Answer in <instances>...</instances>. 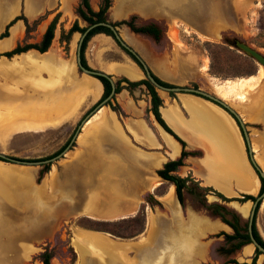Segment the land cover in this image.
<instances>
[{"label": "crops", "instance_id": "crops-1", "mask_svg": "<svg viewBox=\"0 0 264 264\" xmlns=\"http://www.w3.org/2000/svg\"><path fill=\"white\" fill-rule=\"evenodd\" d=\"M79 3L80 0H0V33L16 16L23 15L32 21L53 11L38 24L31 38H27L23 20H17L9 27V35L0 39V53L24 39L30 43L40 41L51 16L60 14L47 51L29 49L10 58L0 56L1 152L13 153L22 139L42 137L45 141L51 129L78 127L88 109L102 96L101 81L80 71L76 53L75 57L71 54L77 48L80 33H72L68 56L57 43L61 29L69 28L77 18L75 8ZM100 3L101 0H89L95 11ZM247 4L248 0H237L235 4L231 0H112L106 15L112 22L136 15L138 23L152 22L165 29L167 33L159 42L126 26L120 27L119 33L160 79L175 85L195 83L201 87L202 73L198 70L204 67L205 59L183 61L168 32L174 30L175 37H183L186 27L197 37L216 42L224 32L235 30L238 5ZM175 23H180L181 28L173 29ZM84 56L90 68L111 75L114 81L118 77L131 81L145 79L141 68L105 33L91 36ZM157 91L162 99L159 113L163 121L186 143L187 151L198 152L188 155L176 173L192 174L202 185L233 199L229 205L242 218L248 217L252 202H239L235 198L257 196L261 181L250 163L234 118L200 96L190 93L170 96L166 91ZM114 96L124 115L119 116L109 105L92 112L82 122L70 149L51 163L40 181L41 166L0 160V264H28L43 245L52 242L66 227L70 231L69 244L77 257L74 264H96L97 251L108 264H113V260L119 261L118 264H124L123 261L138 264L139 247L152 245L157 237L163 243L155 244L156 257L173 244L172 251L180 254L181 262H185L182 244L175 245V240H198L189 262L200 253V242L206 241L208 228L231 231L219 220H208L189 206L183 208L174 185L157 175L156 171L166 161L180 156L182 146L156 120L146 87L122 89ZM257 103L260 109L248 113L246 122L251 130L252 157L264 173V99ZM162 186L166 190L159 195L157 190ZM150 197L156 198V205L146 207L145 230L135 239L73 225L77 218L109 222L131 217ZM262 206L264 196L259 204ZM243 207L247 208L246 213L241 211ZM255 226L264 238L256 216ZM96 238L102 242L94 251L83 254L81 260L79 249L85 250ZM245 248H251V255L254 253V246L246 244L237 260L251 257L244 255Z\"/></svg>", "mask_w": 264, "mask_h": 264}, {"label": "rangeland", "instance_id": "rangeland-1", "mask_svg": "<svg viewBox=\"0 0 264 264\" xmlns=\"http://www.w3.org/2000/svg\"><path fill=\"white\" fill-rule=\"evenodd\" d=\"M231 2L232 4H235L237 0H231ZM238 7L240 10L239 13H237V15L234 14L235 17L238 16L237 18L238 21L236 23L235 30L224 32L223 36L216 42L215 41L212 42L211 40L206 39L204 37H197L196 34L194 35L186 27L184 30L185 32L183 31L184 33L183 37H175L176 31L174 30H170V32H168V35L171 37V42L173 41L172 43H174L176 52L178 51L182 53L183 61L189 60V61L194 62L197 58L199 60H201L202 58L205 59L204 65H203L204 67L198 70L199 74L202 73L201 74L202 85L201 87H199L198 85H194L193 87H199L204 91H207L215 96H218L217 88L224 87V86L227 88L230 85L235 86V89L233 90L229 98L223 99V100L226 103H228L240 115L243 123L246 126L248 134H249L251 130L249 127L250 125L246 122L247 114L252 113V112L254 113L255 111L259 110L260 107L258 106L257 102L259 99H264V66L258 63V61H256L250 55H248L244 50L239 48L237 46V43H243L264 56V0H248L247 5H245L244 7L238 5ZM51 12L53 11L46 12L42 14L41 16H39L38 18L32 21H28L29 28L27 29L28 30L27 38L29 37L31 38L35 34L38 24L41 21L48 18L47 16ZM75 14L77 18L71 23L69 28L72 26V24L75 21L78 22L79 26L87 27L88 24L78 16L76 12V8H75ZM56 15H58L60 19V14H54L51 16L48 24L51 22V20ZM107 18L108 17L106 15V19ZM79 20L82 22V25L79 22ZM110 22L112 21H109V23ZM135 23L136 25H144L149 22H145L142 24L140 22L138 23L136 19ZM122 26H126V25L117 26L118 30ZM69 28L67 29L62 28L59 36L57 37V43L60 45V47H62L64 54H66L67 56L70 54L68 44H69L71 36L68 39L67 37H65V33L67 32ZM174 28L180 29L181 28L180 23H175V25L173 26V29ZM160 29L162 30V34L166 35L167 31L163 28H160ZM24 41L26 40L24 39L23 42ZM71 52H73L71 54H73V56L75 57L76 48H74L73 51ZM176 55L177 57L179 56V54L177 53ZM260 68L263 69V77L260 78L258 83H256V85L252 87V91L250 92V94L246 95V98L244 99H240L236 97L235 93L239 91L238 86L241 84V82L248 80L251 77L257 76ZM118 78H115V80ZM181 86H192V85L188 84V85H181ZM168 94L170 96H176L179 93L172 92ZM76 129H77V126L72 127V128L62 127L59 129H51L47 131L45 135L46 136L45 141H43L42 137L41 138L31 137L29 141L22 139L23 141L19 140L17 142V147L13 149V153H6V152H1V151L0 153H3L10 157L25 159V160L38 159V158L52 156L74 135ZM72 145L73 143H71L70 147ZM53 162H50L49 164L51 165V163ZM165 190H166L165 187L162 186L157 190V193L160 195L163 192H165ZM197 192L200 194H203L202 191H197ZM185 197H186L185 206H189L201 212L203 215L207 217L208 220H219L223 222L219 216L211 214L209 210H206L202 206L199 208L194 207L192 204V201L190 200L191 196L188 193H185ZM155 199L152 197L146 199V203L142 206L143 211H144V214L142 213L143 211L141 212L142 215H139V210H140L139 209L136 214H134L131 217L124 218V219L112 220L109 222H95L92 220H88L86 218H77L75 220V223H73V225L88 228L91 230H96V231L105 230L106 232H109L110 234L117 236L119 238L135 239L137 236H139L140 234L144 232L145 227H146V207L148 208V207H151V205L152 206L156 205ZM200 199H202L204 203L206 202L203 195H201ZM206 200L208 203L218 202L222 205L227 206L232 211H235L236 213H238L237 210L229 206L228 202L222 201L215 194L207 193ZM155 208L158 209V207H155ZM240 209L241 211L245 213L247 212L246 207H243ZM257 210L258 211L256 215V222L258 226L260 227L261 233H263L264 232V206L259 207V209ZM149 221H150V226H152V222H153L152 215H150ZM244 221H247V217L244 218ZM149 231H150L149 233H151L150 227H149ZM220 232L221 231L218 229L216 230V229L208 228L207 233H206L207 236L204 239L206 241L200 242V253L196 257L192 258L189 262L187 261L181 262L180 260H178V264H225L228 261H232L233 259H235L238 263L245 262V263L250 264L252 262V258L255 255L254 254L255 251L251 255V248H245L243 252L244 255L245 256L251 255V257L247 259H243V260H240L239 258V260H237L238 254L240 252V248L235 249L233 246H231L230 243L225 241L224 235L219 234ZM69 233L70 231L68 227H66L63 233L58 235L52 242H49L46 245H43L40 253L43 252L44 250H47L51 255L50 261L53 264H57V263L58 264H74L77 260V257H76V253L74 252L73 248L69 244V235H68ZM258 233L261 236L259 231ZM148 237L150 239L151 236H148ZM261 238L264 240L262 236ZM145 239H147V236L143 240L145 241ZM237 241L238 240H235L232 243H236ZM101 242L102 240L96 238L94 239V241H92L93 244L92 245L88 244V247L85 250L83 248L79 249L81 260H82L83 254H85L87 251L88 252L94 251V248L97 245H99ZM157 242L159 244L163 243L162 239H160V237H157L155 242L152 245L149 243L150 245L146 247L145 246L139 247L140 250L138 251L139 253L138 264H155L156 260L160 257V256L156 257V245L155 244ZM176 243H178L179 245L182 244L180 246L182 249L185 246L191 245V241L184 242L181 240L180 241L175 240L174 244L178 245ZM172 246H168V248H166L165 251H163L162 253L167 252L169 250L172 251L173 250ZM40 253L37 254L34 257V259L30 261L28 264H42L41 259H40ZM100 253L101 252L99 251L96 252V255H97L98 260L100 261V264H105V263L108 264V261L106 260L104 255ZM118 262L119 261L113 260V264H118ZM123 263L131 264V262L129 261H123ZM227 264H235V263L229 262ZM255 264H264V253H260L256 255Z\"/></svg>", "mask_w": 264, "mask_h": 264}, {"label": "trees", "instance_id": "trees-1", "mask_svg": "<svg viewBox=\"0 0 264 264\" xmlns=\"http://www.w3.org/2000/svg\"><path fill=\"white\" fill-rule=\"evenodd\" d=\"M111 2H112V0H101L99 9L95 11L91 8V6L89 4V0H80V3L76 7V12H77L78 16L88 24V26L93 25V24L98 23V22H105V21H108L106 19V13H107L109 7L111 6ZM19 19H22L24 21L26 35H27V32H28L27 29L29 28V22L23 15H19V16H16L14 19H12L7 24L5 30L2 33H0V39L9 35V27L11 25H13ZM58 19H59V17H58V15H56L51 20V22L48 24L45 32L43 33L40 41L35 42V43L22 41L21 43H17L12 49L0 53V56H5V57L10 58L16 54L25 52L29 49H35L41 53L47 51L48 48L50 47L52 39L54 37V30H55L56 24L58 22ZM136 19H137V16L133 15L129 19H124L121 21L110 22V23L114 26L126 25L135 33H141V34H146V35L151 36L156 42H159L161 40L163 34H162V30L160 29L159 26H157L155 23H152V22H149V23L144 24V25H136V23H135ZM87 27H81L78 25V22L75 21L72 24V26L65 33V37H67L69 39L70 36L72 35V33H74V32L83 33V32H85ZM96 33H105L107 35L112 36L111 31L107 27H104V26H97V27H94L88 31V33L84 37L83 42L81 44L80 59H81L82 65L86 68H89V69H91V68L86 63V60L84 57V50H85V47H86V44H87L89 38ZM131 58L140 66L138 61L133 56H131ZM149 71H150V74L152 75V77L159 84L164 85V86H169V87L173 86L172 84H169V83L161 80L151 70H149ZM97 78L101 81V83L103 85V94L100 97V99L88 109V111L85 113L83 118H85L87 115L91 114L92 112H94L98 108H100L102 105H109L110 108L112 110L116 111V113L119 116H123L124 113H123L122 109L120 108V106L116 103V101L114 99V95L116 93L120 92V90H122V89H127L129 91H132L134 88H136L140 85H144L146 87L148 94L150 95L151 111L153 112L156 120L168 133L173 135L174 138L176 140H178L182 146V151H181L180 156L177 159L166 161L163 164L162 168H160L156 171L157 175L162 180L169 181L170 183H172L174 185L177 199H178V201L182 207H184V205H185V200H186L185 193H188L191 196L190 200L192 201V204L194 207L199 208L202 206L206 210H209V212L211 214L219 216L221 218V220L232 229V233L220 232L219 234H223L225 241L230 243L231 246H233L235 249H239L243 245L250 243L251 241H250V237H249L248 230H247V223L248 222L244 221V219H242V217L238 213H236L235 211H232L231 209H229L225 205H222L218 202L208 203L206 200V195H207V193L215 194L222 201H225V202H229L233 199L225 197L223 194H221L219 191L215 190L212 187L202 185L200 183V181H198L196 178H194L191 174H187L186 176H180L176 173L178 168L180 166L184 165V160L188 155H197L198 152L197 151H187L185 149L186 148L185 142L182 139H180L163 121V119L161 118L160 113H159V107L162 104V99L158 95L156 88L151 84V82L147 78L139 80V81H131V80L127 79L126 77H120V78L115 80V88H114L115 93H114V95L110 99H108L105 103H103V101L106 100L111 93L112 87H111V82H110L109 78H112V76L106 74L105 76H103V75L97 76ZM71 138L54 155L44 157V158L30 159L29 161L46 160V159H49L53 156L58 155L60 152H62L68 146V144L71 141ZM0 160L5 161L4 159H0ZM41 166L42 167L39 170V176H38L39 181L42 179L43 175L46 172H48V170L50 169L49 163L41 164ZM259 178L261 181V188H260V191H259L257 196L242 195L241 197L235 198V200H237L239 202H245L248 200L256 201L257 198L264 192V178L260 177V176H259ZM197 191H202L203 194H200ZM201 195H203V197L206 201L205 203L202 201V199H200ZM259 204H260V200L258 201L256 209H255V215H254V219H253V223H252V234H253L254 238L257 240V242L264 247V240L259 235V233L256 229V226H255V216H256V212H257ZM142 211H143V207L140 208L139 215H142V213L144 214V211L143 212ZM88 220H90V219H88ZM92 221H95V220H92ZM95 222H104V221H95ZM102 231H105V230H102ZM235 240H238V241L236 243H232ZM260 253L261 252L258 249L255 250V255L252 258V262L250 264H255L256 255H258ZM50 258H51V255L47 250H44L43 252L40 253V259H41L42 264H53V263H51ZM229 262L235 263V264H248L245 262L244 263H238L235 259H233L232 261H228L227 263H229ZM227 263H225V264H227Z\"/></svg>", "mask_w": 264, "mask_h": 264}, {"label": "water", "instance_id": "water-1", "mask_svg": "<svg viewBox=\"0 0 264 264\" xmlns=\"http://www.w3.org/2000/svg\"><path fill=\"white\" fill-rule=\"evenodd\" d=\"M97 26L107 27L111 31L112 37L115 39V41L122 48H124L127 51V53L130 55V57L133 56L138 61V63L140 64V66L142 67V69L144 71L145 77L157 89L162 90V91H167V92L190 93V94H193V95H197V96H200V97H202L204 99H207V100L217 104L218 106L223 108L225 111H227L234 118L236 123L238 124L240 132H241L242 137L244 139V142L246 144L247 153H248L249 160H250V163H251L252 167L254 168L256 173H258L257 174L258 176L264 178V173L259 168V166L255 163V161H254V159L252 157V148H251V145H250L249 134H248L246 126L243 123L240 115L228 103H226L224 100L220 99L219 97H217V96H215V95H213V94H211V93H209L207 91H204V90H201V89H198V88H193V87H184V86H171V87H169V86H164V85L159 84L152 77V75L150 74L148 66L142 60V58L126 42H124V40L121 38V36H120V34L118 32V27L117 26L112 25L108 21L98 22V23H95L93 25L88 26L86 28L85 32L81 33L80 39H79V41L77 43V48H76V63H77L78 68L80 69V71H82V72H84V73H86V74H88L90 76H93L95 78H97V76H102V75L105 76L106 75L102 71L95 70V69H92V68L89 69V68L84 67L82 65L81 59H80L81 44L83 42L84 37L86 36V34L88 33V31L90 29H92L94 27H97ZM237 46L239 48H241L242 50H244L248 55L253 57L256 61H258V63H260L261 65L264 66V56L261 55L259 52H257L256 50L248 47L247 45H245L243 43H237ZM109 80L111 82L112 90H111V93L108 96V98L106 100H104L103 103H105L108 99H110L115 93V90H114L115 81L112 78H109ZM89 115H87L84 119H82V121L78 125L74 135L72 136L71 141L68 144V146L62 152H60L58 155H56V156H54L52 158H49V159H46V160H40V161H29V160H25V159H18V158L10 157V156H7V155H5L3 153H0V159H4L5 161L11 162V163L22 164V165H41V164H45V163H50V162L56 161L58 158H60L65 153V151L67 149H69L71 143L75 139V137H76V135H77V133H78V131L80 129V126H81L82 122H84V120L86 118H88ZM263 196H264V192L257 198L256 201L252 202V207H251L250 212H249L248 217H247V220H248L247 229H248V234H249V237H250V241L254 245V247L256 249H258L259 251H261L262 253H264V247L261 246L257 242V240L254 238V236L252 234V223H253V219H254L255 209H256L257 203H258L259 200H261V198Z\"/></svg>", "mask_w": 264, "mask_h": 264}, {"label": "bare ground", "instance_id": "bare-ground-1", "mask_svg": "<svg viewBox=\"0 0 264 264\" xmlns=\"http://www.w3.org/2000/svg\"><path fill=\"white\" fill-rule=\"evenodd\" d=\"M217 35V34H216ZM263 77V69L260 68L258 71V75L249 78L248 80H245L243 82H241V84L238 86V92L235 93L236 97L240 98V99H244L246 98V95H249L250 92L252 91V87L254 85H256V83H258L259 79ZM235 89V86L230 85L229 87H219L217 88V94L219 96L220 99H228L229 96L232 94L233 90ZM217 96V97H218ZM253 97V96H252ZM207 126V125H206ZM255 147V146H254ZM255 157V156H254ZM254 182V181H253ZM256 188V187H254ZM252 189V188H251ZM150 223V221H149ZM84 233V232H83ZM85 235V234H84ZM77 237V236H76ZM81 240V239H80ZM79 242V241H78ZM92 245V244H91ZM92 248V247H91ZM247 253V251H246ZM97 263L96 264H100V261L98 260V258L96 259ZM13 263V262H12ZM11 263V264H12ZM19 264V263H18ZM106 264V263H105Z\"/></svg>", "mask_w": 264, "mask_h": 264}, {"label": "clouds", "instance_id": "clouds-1", "mask_svg": "<svg viewBox=\"0 0 264 264\" xmlns=\"http://www.w3.org/2000/svg\"><path fill=\"white\" fill-rule=\"evenodd\" d=\"M198 245V240H193L191 245L185 246L181 252L185 261L191 258V253L194 252L195 248ZM179 255L177 252L174 251H167L160 255V257L156 260L155 264H178Z\"/></svg>", "mask_w": 264, "mask_h": 264}, {"label": "flooded vegetation", "instance_id": "flooded-vegetation-1", "mask_svg": "<svg viewBox=\"0 0 264 264\" xmlns=\"http://www.w3.org/2000/svg\"><path fill=\"white\" fill-rule=\"evenodd\" d=\"M109 22V21H108ZM118 32H119V30H118ZM120 34V33H119ZM113 38V37H112ZM114 39V38H113ZM115 40V39H114ZM125 42V41H124ZM119 45V44H118ZM120 46V45H119ZM121 47V46H120ZM122 48V47H121ZM123 50H125L124 48H122ZM126 51V50H125ZM127 52V51H126ZM143 60V59H142ZM144 61V60H143ZM135 62V61H134ZM136 63V62H135ZM137 64V63H136ZM138 65V64H137ZM139 66V65H138ZM140 68H141V70L143 71V69H142V67L141 66H139ZM149 69V68H148ZM150 70V69H149ZM143 73H144V71H143ZM146 78V77H145ZM162 80V79H161ZM164 81V80H163ZM166 82V81H165ZM168 83V82H167ZM169 84H172V83H169ZM173 86H181V85H175V84H172ZM191 85L192 86H184V87H193L194 85H197V84H195V83H191ZM156 88V87H155ZM193 88H198V89H201V88H199V87H193ZM156 90H159V89H157L156 88ZM202 90V89H201ZM167 92V91H166ZM158 93V92H157ZM168 93H172V92H168ZM173 93H175V92H173ZM186 144V143H185ZM186 149V148H185ZM192 175V174H191ZM186 176V175H185ZM193 176V175H192ZM194 177V176H193ZM195 178V177H194ZM176 194V193H175ZM176 198H177V196H176ZM178 200V199H177ZM232 201V200H231ZM231 201H229L228 202V204L231 202ZM179 202V201H178ZM252 202H254V201H252ZM180 204V203H179ZM181 205V204H180ZM185 205H186V203H185ZM185 205H184V207H185ZM230 206V205H229ZM183 207V208H184ZM231 207V206H230ZM232 208V207H231ZM234 209V208H233ZM238 212V211H237ZM238 214H239V212H238ZM240 215V214H239ZM241 216V215H240ZM242 217V216H241ZM242 219H244V218H242ZM247 222H248V220H247ZM224 223V222H223ZM225 224V223H224ZM227 225V224H226ZM228 226V225H227ZM229 227V226H228ZM247 227H248V223H247ZM230 228V227H229ZM230 232H225V231H221V232H225V233H232V229L230 228ZM248 230V229H247ZM248 244H252L251 242L250 243H248ZM246 245V244H245ZM253 245V244H252ZM244 246V245H243ZM242 246V247H243ZM254 246V245H253ZM262 246V245H261ZM241 247V248H242ZM241 248H240V250H241ZM255 248V247H254ZM255 250H256V248H255ZM254 250V251H255ZM261 252V251H260ZM262 253V252H261ZM255 254V253H254Z\"/></svg>", "mask_w": 264, "mask_h": 264}]
</instances>
